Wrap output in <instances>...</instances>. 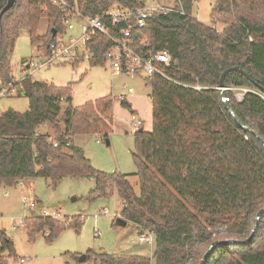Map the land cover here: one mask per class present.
<instances>
[{
    "label": "trees",
    "instance_id": "trees-1",
    "mask_svg": "<svg viewBox=\"0 0 264 264\" xmlns=\"http://www.w3.org/2000/svg\"><path fill=\"white\" fill-rule=\"evenodd\" d=\"M7 1L0 0V13ZM63 1L86 17H100L116 4L131 10L143 6L138 0ZM181 2L187 15H156L147 19L146 28L133 30L144 55L167 50L181 63L179 72H169L179 84L160 76L145 79L151 87L152 130L135 132L138 196L128 175L95 169L74 143L80 135L109 137L112 96L74 108L72 85L29 76L14 79L9 54L20 30L27 29L31 43L49 55V46L64 33L62 19L70 13L52 0L16 1L0 19V93L16 87L28 99L29 110L0 113V186L42 178L56 189L65 178L94 179L89 201L115 189L123 203L121 217L142 234L153 235L155 264H201L208 251L205 264H264V0H218L212 25L192 17L194 0ZM44 18L53 24L39 35ZM104 23L112 37L120 36L110 19ZM221 24L226 26L222 31ZM88 44L94 54L90 64L105 65L111 39L98 34ZM231 68L240 70L225 76L227 107L219 87ZM193 85L204 89L189 87ZM233 88L248 90L242 102ZM62 103L67 105L63 112ZM121 106L132 111L127 101ZM46 126L56 134L57 148L43 131ZM80 223L75 222L77 229ZM23 225L29 241L43 234L52 243L69 223L34 215ZM15 257L14 242L0 231V264ZM97 260L152 264L150 257L139 255L102 253Z\"/></svg>",
    "mask_w": 264,
    "mask_h": 264
},
{
    "label": "rangeland",
    "instance_id": "rangeland-1",
    "mask_svg": "<svg viewBox=\"0 0 264 264\" xmlns=\"http://www.w3.org/2000/svg\"><path fill=\"white\" fill-rule=\"evenodd\" d=\"M156 1L164 5L177 6L179 0ZM217 1L194 0L192 17L204 25H212L214 20L212 12ZM73 23L75 30L59 34L58 40L68 41L71 37L80 36L81 21L74 19ZM52 24L48 18L42 19L39 35L47 34ZM225 27L221 24L218 29L222 31ZM40 54L38 45L31 43L28 30L21 29L11 44L9 54L16 82L29 76L32 81L61 87L72 85L74 108L81 107L89 101L112 96L114 125L109 137L105 139L100 135H80L75 137V145L82 150L95 169L108 174L128 175L134 192L140 196V180L135 175L137 166L133 159L136 145L135 131L129 121L130 111L123 109L115 97L124 94L126 87L127 89L132 87L135 93L146 97L151 92V87L144 79L138 77L129 78L125 75L113 77L108 65H92L87 60L77 69L72 65H52L25 71L24 69L31 63L41 61ZM246 90L232 89L237 99L244 98ZM140 103L151 110V95ZM61 108L63 112L67 105L62 103ZM8 110L25 113L29 110V101L22 94L0 96V113ZM150 110L147 112L149 117L145 129L150 124ZM59 119L63 126L62 115ZM43 131L56 139V134L50 126L44 127ZM30 183L31 185H27L29 192L26 191L25 196L39 202L35 209L25 204L28 200L25 201L20 184L11 187L0 186V231L5 232L14 242L16 252V257L9 259L7 264H100L97 255L102 253L115 257L147 256L152 259V264H155L154 246L139 241L142 232L134 224L128 222L126 227H114L123 211V203L115 189H109L106 197L90 202L89 197L96 188L94 179L65 178L56 189L51 188L49 181L42 178L31 180ZM44 211L59 213L58 217L52 218L63 222L67 220L69 225L52 243L46 242L43 234L38 235L34 241H29L22 222L30 216H42ZM76 221L81 222L80 229L76 228ZM83 256H86L85 261H81ZM22 259L24 263H21Z\"/></svg>",
    "mask_w": 264,
    "mask_h": 264
},
{
    "label": "built area",
    "instance_id": "built-area-1",
    "mask_svg": "<svg viewBox=\"0 0 264 264\" xmlns=\"http://www.w3.org/2000/svg\"><path fill=\"white\" fill-rule=\"evenodd\" d=\"M138 1L142 2L143 6L134 10L116 4L106 9L100 17H86L82 15L77 8H73L63 0H52L54 4L61 3L70 12L62 19L64 25L63 34L75 30L76 27L73 23L74 19L81 21V34L76 38L71 37L68 41L57 40L56 43L49 46V55L41 53V61L31 63L30 66L24 70L31 71V68L38 69L52 65H76L74 69H77L85 60L90 62L91 59H93L94 54L91 52L88 43L94 36L100 34L110 38L113 43L112 48L109 49L104 56L106 59L105 65L110 67L113 77L125 75L145 80L152 76H160L172 83L179 84L169 75V72H179L181 66L179 59L173 57L167 50L157 52L147 57L137 46L133 38V30L146 28L148 26L147 19L156 15H187L182 2L179 0L177 6H167L158 3L156 0H150L148 2L146 0ZM105 19H110L112 24L117 26V28L120 23H126V28L118 29L120 33L118 38H114L110 35L109 28L107 24L104 23ZM189 87L197 91L204 89V87L200 85ZM246 91L248 92V90ZM128 92L129 94H133L134 90L130 88ZM17 93L16 87H9L3 90L0 96H12ZM115 98L120 104L123 101H127V96L123 94ZM237 100L242 102L243 98L241 97ZM130 121L135 132L143 127V121L136 113H131ZM49 142L52 143L55 148L58 147L56 139L50 137ZM18 184L21 185V191L25 201L28 200L25 204H27L29 208L35 209L38 206L37 201L32 197L27 199L25 196L26 191L29 192L27 185L31 184H28L27 181H21ZM42 216L56 218L59 216V213L44 211L42 212ZM139 241L151 247L154 246V237L150 233L141 234ZM24 262V260H21V263Z\"/></svg>",
    "mask_w": 264,
    "mask_h": 264
},
{
    "label": "crops",
    "instance_id": "crops-1",
    "mask_svg": "<svg viewBox=\"0 0 264 264\" xmlns=\"http://www.w3.org/2000/svg\"><path fill=\"white\" fill-rule=\"evenodd\" d=\"M161 4V3H160ZM164 5V4H163ZM169 6V5H167ZM129 78H131L130 76H127ZM55 85V84H54ZM57 86V85H56ZM60 86V85H58ZM68 86V85H67ZM131 89H133L132 87H130ZM125 92L123 95L127 96V102L130 104L132 111H130V115L132 112H135L143 121V125H144V130L145 131H151L152 130V107L151 110L148 109V107L143 106L140 101L145 99L147 97L150 98L151 92L149 94H147V96L145 97V95H139L138 92L135 93V89L133 94H129L127 87L124 88ZM134 96V97H133ZM121 105V104H120ZM122 107V106H121ZM123 108V107H122ZM124 109V108H123ZM126 110V109H125ZM150 110L151 115H150V124L147 126V128L145 129V124L147 123L148 117H149V113H147ZM129 111V110H128ZM130 121V119H129ZM131 122V121H130ZM132 127V124H131ZM134 130V129H133ZM135 131V130H134ZM75 143V141H74ZM30 183L31 181H27V183ZM31 184V183H30ZM39 204V202H37ZM23 260V259H22Z\"/></svg>",
    "mask_w": 264,
    "mask_h": 264
},
{
    "label": "water",
    "instance_id": "water-1",
    "mask_svg": "<svg viewBox=\"0 0 264 264\" xmlns=\"http://www.w3.org/2000/svg\"><path fill=\"white\" fill-rule=\"evenodd\" d=\"M16 1H17V0H8V1H7L6 6H5L4 9L2 10V12L0 13V19L3 17V15H4L5 13H7L9 10H11V9L14 7ZM121 28H126V23H124V22L120 23V24L118 25V29H121ZM55 35H56V33H54V36H55ZM137 36H140V33H137ZM239 70H240L239 68H231V69L227 70V71L223 74V76H222V80H221V83H220L219 90H220L221 93H222V96H223V98H224V103H225V105H226L227 107H229V105H230V104H229V99L227 98V91H228L229 89L225 87L224 79H225V76H226L229 72H232V71H239ZM243 74H245V73L243 72ZM245 75H246V74H245ZM263 212H264V210L262 211V213H263ZM127 224H128V222H127L126 220H124L122 217H120V218H118V219L116 220V225L119 226V227H126ZM255 228H256V227H255ZM254 231H255V229H254ZM254 231H253V233H252V235H251V238H252V236H253V234H254ZM211 248H212V247H211ZM211 248H210V249H211ZM208 253H209V251H208ZM208 253L205 255V258L207 257ZM205 258L201 261V264H205ZM85 260H86V256H83V257L81 258V261H85Z\"/></svg>",
    "mask_w": 264,
    "mask_h": 264
}]
</instances>
